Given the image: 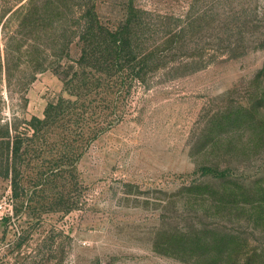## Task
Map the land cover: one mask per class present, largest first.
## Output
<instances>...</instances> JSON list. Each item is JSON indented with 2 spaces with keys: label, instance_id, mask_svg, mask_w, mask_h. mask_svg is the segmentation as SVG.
I'll use <instances>...</instances> for the list:
<instances>
[{
  "label": "rangeland",
  "instance_id": "1",
  "mask_svg": "<svg viewBox=\"0 0 264 264\" xmlns=\"http://www.w3.org/2000/svg\"><path fill=\"white\" fill-rule=\"evenodd\" d=\"M126 1L95 0L94 10L115 25ZM132 3L150 38L170 39L158 48L163 67L132 87L128 114L77 159L78 208L33 218L0 176V264H189L169 241L198 218L187 193L204 182L197 167L229 159L241 175L264 176V0ZM80 8L81 0H0V124L14 118L23 131L63 95L48 67L78 56ZM33 155L30 173L48 157ZM35 188L30 207L71 202L59 178ZM247 236L243 249L264 241V232Z\"/></svg>",
  "mask_w": 264,
  "mask_h": 264
},
{
  "label": "trees",
  "instance_id": "2",
  "mask_svg": "<svg viewBox=\"0 0 264 264\" xmlns=\"http://www.w3.org/2000/svg\"><path fill=\"white\" fill-rule=\"evenodd\" d=\"M94 6L95 0H81L76 16L78 56L71 59L65 53L48 67L61 82L63 95L47 102L41 117L25 119L23 131L17 129L14 118L0 124V176L8 180L17 207L25 200L24 208L33 212V218L43 212L67 213L78 208L77 159L93 140L128 114L132 87L163 67L166 54L158 48L170 39L156 43L150 38L148 18L132 0L126 1L122 17L111 26L98 18ZM31 151L33 156L48 153L33 173L28 165ZM230 163L216 158L197 167L205 183L192 182L187 193L196 195L192 199L198 203L194 213L198 218L176 227L170 235L169 243L180 260L189 264H264V241L243 249L248 234L253 237L264 232V176L241 175L236 172L240 164L234 168ZM55 178L63 187L71 186V202L59 196L60 203L30 207L35 186ZM203 187L207 189H198Z\"/></svg>",
  "mask_w": 264,
  "mask_h": 264
}]
</instances>
